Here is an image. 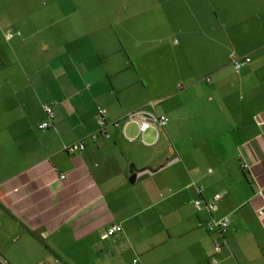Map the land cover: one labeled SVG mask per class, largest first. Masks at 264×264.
Wrapping results in <instances>:
<instances>
[{"label":"crops","instance_id":"1","mask_svg":"<svg viewBox=\"0 0 264 264\" xmlns=\"http://www.w3.org/2000/svg\"><path fill=\"white\" fill-rule=\"evenodd\" d=\"M104 1L89 22L50 19L48 40L20 20L7 39L0 21V60L20 59L0 66V264H264V3L241 0L240 19L207 11L201 33V0ZM232 48L250 57L238 73ZM149 101L165 126L122 125ZM49 103L54 124L40 129ZM98 105L120 124L92 140ZM82 137V150H63ZM217 193L212 210L192 206ZM224 216V232L206 228Z\"/></svg>","mask_w":264,"mask_h":264},{"label":"rangeland","instance_id":"2","mask_svg":"<svg viewBox=\"0 0 264 264\" xmlns=\"http://www.w3.org/2000/svg\"><path fill=\"white\" fill-rule=\"evenodd\" d=\"M51 0H0V21L4 23H7L8 26H10L12 29H16L15 26L19 20L20 23L26 22H36L42 27L41 35L48 40L49 37V28H50V19L52 18H62L61 22L65 23L66 21L71 20L73 24H79L82 21L89 22L97 17H100L102 14V11L99 10V3H106V1L101 0H64V2H70L72 4H80L82 5V9L78 11H56L52 12L49 11V7L51 6L50 3ZM60 1L61 0H57ZM181 0H169V3L171 4H179ZM255 3L250 4V6H254V8L257 11H261L263 1L262 0H252ZM50 3V4H49ZM262 3V5H261ZM72 4L69 5L72 7ZM242 6V8H241ZM245 4L241 2V0H201L200 2V9H201V33L206 29L204 24H208L210 20L205 17V14L207 11L211 12V10L217 11L218 16H223L224 19H230L229 17H232L234 19H240L243 17V15L246 13L244 9ZM3 7H7L8 9H2ZM226 8V9H225ZM63 13L66 15L65 17H61ZM111 12H109L110 14ZM147 12H138V15L134 18L138 21L139 27L138 29L143 30V35L145 34V29L143 28L144 21H145V15ZM51 15V16H50ZM212 16V13H211ZM213 17V16H212ZM212 17L209 16V18L212 20ZM63 18H67L66 20ZM14 25V26H13ZM79 26V25H78ZM16 27V28H14ZM25 29V28H24ZM52 27L50 28V30ZM53 30H56L55 27ZM71 33H78L81 31L80 26L79 27H73L70 29ZM75 31V32H74ZM62 34L60 30L54 34L55 41H59ZM177 35H171L170 37H174ZM17 39V38H16ZM16 39H13L12 41H15ZM171 41L174 43H177V39L173 40L171 38ZM15 58V56H14ZM13 56H3L2 60H0V66H2V61L6 65L5 67L8 69L11 68H18L20 67V62L14 60ZM230 64V63H229ZM181 83V82H177ZM154 102V101H149ZM12 124H10V133H20V124H16L14 128H12ZM125 133L127 135H133L136 134V126L134 123H129L125 128ZM34 134V133H33ZM38 134V133H36ZM143 134H154V131L152 129L147 130ZM144 138L146 139V135H144Z\"/></svg>","mask_w":264,"mask_h":264},{"label":"built area","instance_id":"3","mask_svg":"<svg viewBox=\"0 0 264 264\" xmlns=\"http://www.w3.org/2000/svg\"><path fill=\"white\" fill-rule=\"evenodd\" d=\"M19 35H20V31L17 29H12V28H5L4 29V36L7 39H10L14 36H19ZM229 58H230V64L232 65L233 70L236 73H238L244 65H246L250 62V57L245 56V55H243V56L239 55L234 48H232L229 51ZM207 80L209 81L210 78L207 77ZM178 86H181V83H178ZM43 111L45 113V119L38 124V128H40V129L49 128L54 124L55 113H54L52 104L51 103L44 104L43 105ZM106 114H107V109L104 106H101V105L96 106V110H95L96 127L92 132H90L88 134V137L90 139L95 140L98 136L108 137L109 133H108L107 127L109 125L120 124V120H118V119L111 120V121L108 120L106 118ZM131 120L137 121L138 130L140 132L145 131L149 127H154L156 129L159 127H163L168 122V118L165 115L159 114L154 110V106H153L152 102H148L146 104V106H142V107L135 109L134 111L126 114V116L124 118V122L122 123V125L124 126L125 123H127L128 121H131ZM85 141L86 140L84 137L79 138L78 140H76L72 143L64 145L63 150H65L67 152L82 150L84 148ZM64 177H65V174L61 173L60 178H64ZM197 190H198V192H200L202 190V187L199 186L197 188ZM219 199H220L219 193L214 194L212 199L209 201H204V200H202L201 197H198L192 201V206L196 210H200L201 208H205L208 211H210L213 209L215 202L218 201ZM257 214L260 217L264 216V205L257 209ZM228 222H229V219L227 216H224V217L219 218V219H211L208 222H206V228L209 231L217 230L220 233H222L226 230V228L228 226ZM120 230H121V226L119 224H113L106 229V231L102 235V237L111 236V235L115 234L116 232H119ZM220 247H221V245L218 242V240H216V239L213 240V250L215 252H218L220 250ZM215 263H216V259L213 258V259L207 261L205 264H215Z\"/></svg>","mask_w":264,"mask_h":264},{"label":"trees","instance_id":"4","mask_svg":"<svg viewBox=\"0 0 264 264\" xmlns=\"http://www.w3.org/2000/svg\"><path fill=\"white\" fill-rule=\"evenodd\" d=\"M229 61H230V58H229ZM232 66V65H231Z\"/></svg>","mask_w":264,"mask_h":264}]
</instances>
